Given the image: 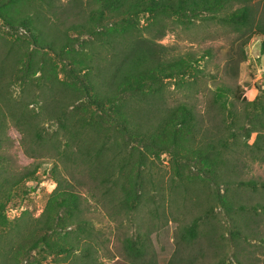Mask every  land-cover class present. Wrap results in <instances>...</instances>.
I'll list each match as a JSON object with an SVG mask.
<instances>
[{
    "label": "rangeland",
    "instance_id": "1",
    "mask_svg": "<svg viewBox=\"0 0 264 264\" xmlns=\"http://www.w3.org/2000/svg\"><path fill=\"white\" fill-rule=\"evenodd\" d=\"M238 5L231 2L216 11V16ZM247 6L253 24L264 26L262 2L249 1ZM89 7L90 0H52L49 6L40 8L38 16L50 31L49 27H65L78 20L79 13ZM196 14L197 17L155 15L158 17L155 22L159 23L153 26H150L153 15L143 13L134 17L140 37L149 40L161 61L181 57L190 60V68L182 77L164 79L156 102L159 112L153 111L149 123L176 106L191 109L195 120L193 147L208 143L219 147V139L226 144L223 176L228 182L226 191L223 183L215 185L199 173L190 159H175L170 150L154 156L141 145L130 144L134 153L144 154L139 167L143 182L138 204L128 210L120 207L118 192L105 194V183L98 182V175L90 171L89 164L76 149L60 145L61 129L48 116L53 91L33 81L22 86L15 82L8 88L10 97L0 99V112L6 122L0 129V177H18L36 166L37 179L11 187L7 208L10 219L38 216L47 194L55 186L50 173L55 168L54 174L58 178L62 176L66 185L79 194L80 217L91 226L87 242L93 251L92 264H146L145 260L153 264H264V188L261 186L264 144L258 154L250 150L253 133L245 138L241 126H248L243 119L247 101L256 99L264 105V55L259 54L257 45L260 37L248 36V30L236 32L209 12ZM158 30L162 35L156 37ZM20 33H24L20 27L10 28L0 20V35L13 38ZM29 48L35 50V59L39 60L41 50L32 43ZM49 58L58 73L59 67L66 65L52 54ZM5 71L9 73L7 68ZM38 74L36 70L34 76ZM217 89L223 91L224 109L214 100ZM54 92L57 96L58 91ZM26 105L38 111L40 139L31 133L32 128L16 125L10 115L9 111L16 112V117L18 108ZM176 171L183 181L177 183ZM218 193L231 196L232 209L227 214L215 203ZM194 219L197 236L189 241L182 239L181 227ZM25 228L22 226L16 235L24 234ZM6 233L5 239L12 236L11 231ZM138 234L145 251L144 260L132 261L126 254L124 240ZM44 258L43 261H49L51 256Z\"/></svg>",
    "mask_w": 264,
    "mask_h": 264
},
{
    "label": "trees",
    "instance_id": "2",
    "mask_svg": "<svg viewBox=\"0 0 264 264\" xmlns=\"http://www.w3.org/2000/svg\"><path fill=\"white\" fill-rule=\"evenodd\" d=\"M249 1L253 0H90L91 7L79 13L78 20L65 27H49L52 30L47 31L38 15L40 8L49 6L52 0H0L2 23L10 28L20 27L24 32L13 38L0 35V99L10 97L8 88L15 82L22 86L33 81L53 91L48 116L61 129L60 145L76 149L90 171L98 175V182L105 183V194L118 192L120 207L133 209L138 204L143 182L139 167L144 154L134 153L130 144L141 145L154 156L170 150L175 159H190L199 173L215 185L223 183L226 191V144L219 139V147L210 143L193 147L195 120L191 109L179 105L149 123L153 111L159 112L156 102L164 79L182 77L190 68V60L181 57L161 61L149 40L140 37L134 17L153 15V26L159 23L155 22L159 16L197 17L198 11H206L236 32L248 30V36L257 34L259 54H263L264 26L253 24ZM259 1L264 8V0ZM231 2L239 5L216 16V11ZM158 31L156 37L162 35ZM30 43L41 50L39 60L35 59V50L29 48ZM51 54L66 62L59 67V73L51 65ZM36 70L39 74L34 76ZM54 91H58L57 96ZM214 100L219 108H225L222 90H216ZM18 110L16 117V112L9 111L14 123L32 128L34 137L42 138L38 111L27 105ZM243 119L248 126L241 125L242 135L248 138L253 133L249 148L258 154L264 144V105L256 99L247 101ZM5 123L0 112V129ZM35 172L36 166L18 177H0V264H92L93 251L87 242L91 226L80 217L79 194L66 185L62 176L54 174L55 168L50 170L55 186L38 216L10 219L7 215L11 187L36 180ZM178 175L176 171L177 183L183 181ZM261 186L264 188V181ZM214 199L225 214L231 211V196L218 193ZM196 224L194 219L182 226L180 237L194 239ZM22 226H26L25 233L17 236ZM7 231L12 236L5 239ZM140 237L138 234L124 240L126 254L132 261L144 260ZM46 255L51 256L49 261H43ZM145 263L153 264L148 260Z\"/></svg>",
    "mask_w": 264,
    "mask_h": 264
},
{
    "label": "crops",
    "instance_id": "3",
    "mask_svg": "<svg viewBox=\"0 0 264 264\" xmlns=\"http://www.w3.org/2000/svg\"><path fill=\"white\" fill-rule=\"evenodd\" d=\"M259 41H260V40L258 39V41H257V45H258V46H259ZM260 55H264V53H263V54H260Z\"/></svg>",
    "mask_w": 264,
    "mask_h": 264
}]
</instances>
